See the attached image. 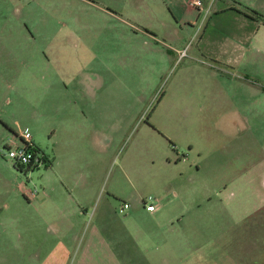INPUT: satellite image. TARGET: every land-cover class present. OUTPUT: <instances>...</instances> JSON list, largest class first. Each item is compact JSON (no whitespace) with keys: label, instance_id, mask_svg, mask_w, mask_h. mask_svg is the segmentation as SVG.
<instances>
[{"label":"rangeland","instance_id":"obj_1","mask_svg":"<svg viewBox=\"0 0 264 264\" xmlns=\"http://www.w3.org/2000/svg\"><path fill=\"white\" fill-rule=\"evenodd\" d=\"M182 29L161 0H0V264H264V38L232 66Z\"/></svg>","mask_w":264,"mask_h":264},{"label":"crops","instance_id":"obj_2","mask_svg":"<svg viewBox=\"0 0 264 264\" xmlns=\"http://www.w3.org/2000/svg\"><path fill=\"white\" fill-rule=\"evenodd\" d=\"M161 1L169 7L181 29L183 26L202 27L197 49L205 61L235 66L243 61V55L237 60L222 57L230 52H245L250 47L261 48L256 40L264 38V22L253 17L247 9L264 16V0H200L201 7L195 5L196 0ZM197 14L200 15L198 21L195 20Z\"/></svg>","mask_w":264,"mask_h":264},{"label":"built area","instance_id":"obj_3","mask_svg":"<svg viewBox=\"0 0 264 264\" xmlns=\"http://www.w3.org/2000/svg\"><path fill=\"white\" fill-rule=\"evenodd\" d=\"M195 5L197 7H201L200 0H196ZM200 15L197 14L195 20L198 21ZM186 55V51L180 52V56L184 57ZM20 138V144L13 143L12 146L9 147L8 157L9 160L14 162L15 166L25 167L27 166L29 169H37L41 165L45 163V158L41 157L40 153L38 152L36 146L33 142V136L29 132L28 129L20 132L18 134ZM154 198L152 196L148 197L144 200L145 209L148 212H156L158 207L154 204ZM131 209V204L129 202H124L121 206V211L125 212Z\"/></svg>","mask_w":264,"mask_h":264},{"label":"trees","instance_id":"obj_4","mask_svg":"<svg viewBox=\"0 0 264 264\" xmlns=\"http://www.w3.org/2000/svg\"><path fill=\"white\" fill-rule=\"evenodd\" d=\"M247 10L250 11V12L252 13L253 17H255L256 19H259V20H261V21L264 22V16H263V15H261V14L255 12V11L249 10V9H247ZM21 168H22V167L20 166L19 169H21Z\"/></svg>","mask_w":264,"mask_h":264},{"label":"water","instance_id":"obj_5","mask_svg":"<svg viewBox=\"0 0 264 264\" xmlns=\"http://www.w3.org/2000/svg\"><path fill=\"white\" fill-rule=\"evenodd\" d=\"M19 168V166H17Z\"/></svg>","mask_w":264,"mask_h":264}]
</instances>
